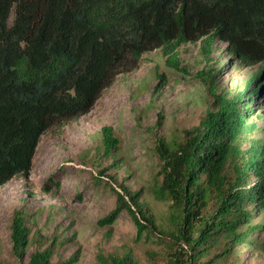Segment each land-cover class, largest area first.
Returning <instances> with one entry per match:
<instances>
[{"label": "trees", "instance_id": "trees-1", "mask_svg": "<svg viewBox=\"0 0 264 264\" xmlns=\"http://www.w3.org/2000/svg\"><path fill=\"white\" fill-rule=\"evenodd\" d=\"M215 39L259 68L234 90L217 82L219 68L201 71L212 104L179 138L160 139L155 192L170 201L167 235L187 245L169 264H238L264 226L256 220L264 211V135L254 106L257 98L264 104V0H0V188L30 172L45 131L89 112L146 52L161 48L174 63L181 45L202 40L206 49ZM102 135L104 154L113 156V127L103 126ZM119 186L116 207L100 222L112 223L127 209L139 236L158 230L140 191ZM11 230L14 253L24 259L30 227L23 209ZM99 258L136 264L131 251ZM73 260H56L51 244L23 264Z\"/></svg>", "mask_w": 264, "mask_h": 264}, {"label": "rangeland", "instance_id": "rangeland-1", "mask_svg": "<svg viewBox=\"0 0 264 264\" xmlns=\"http://www.w3.org/2000/svg\"><path fill=\"white\" fill-rule=\"evenodd\" d=\"M226 46L218 39L206 49L202 40L189 42L178 48L174 63L161 48L146 52L139 67L119 74L89 112L45 131L30 172L0 188V264H23L32 251L51 244L56 260L76 257L71 264H102L101 253L124 251H131L136 264H169L180 245L184 252L187 245L167 235L173 230L170 201L155 192L161 169L156 146L198 125L211 106L201 71L219 68L217 82L234 90L259 68L242 64ZM254 106L262 113L258 135H264V104L257 98ZM105 125L119 139L113 156L104 154ZM120 183L140 191V203L158 230L139 236L127 209L112 223L100 222L116 207ZM19 209L30 227L24 259L15 255L11 238ZM256 220L264 222V211ZM254 236L257 244L241 250L238 264H264V226Z\"/></svg>", "mask_w": 264, "mask_h": 264}]
</instances>
